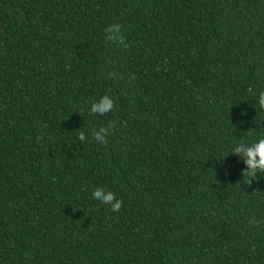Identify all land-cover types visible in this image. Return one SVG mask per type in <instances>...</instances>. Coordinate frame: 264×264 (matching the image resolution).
I'll return each mask as SVG.
<instances>
[{
    "label": "trees",
    "instance_id": "trees-1",
    "mask_svg": "<svg viewBox=\"0 0 264 264\" xmlns=\"http://www.w3.org/2000/svg\"><path fill=\"white\" fill-rule=\"evenodd\" d=\"M261 91L264 0H0V264H264Z\"/></svg>",
    "mask_w": 264,
    "mask_h": 264
},
{
    "label": "clouds",
    "instance_id": "clouds-1",
    "mask_svg": "<svg viewBox=\"0 0 264 264\" xmlns=\"http://www.w3.org/2000/svg\"><path fill=\"white\" fill-rule=\"evenodd\" d=\"M105 41L111 43L112 45L119 48L129 47L125 35L122 31V25L119 23H114L107 25L104 28ZM114 78L115 73H110ZM251 91V89H249ZM258 103L261 109H264V91L259 93ZM116 107L115 100L112 96L104 94L97 101H93L90 106V114L107 116ZM244 122L241 121V124ZM116 127V121L109 120L106 124L101 125L98 128L91 130V139L97 144L106 145L108 143L109 137L114 134ZM86 139L85 133L81 131L78 136L79 141H84ZM232 153H236L240 156V159L247 165V171L243 172V178L246 180L247 184L250 185L252 180L258 179V174L260 177L264 176V136L260 137L258 140H253L250 143H246L241 140L233 149ZM227 175V172L225 171ZM92 197L95 200L100 201L105 205H110L112 211L119 212L123 200L117 199L116 193L106 190L101 187H97L93 193ZM248 223L250 225H257L258 221L255 216L249 219Z\"/></svg>",
    "mask_w": 264,
    "mask_h": 264
}]
</instances>
